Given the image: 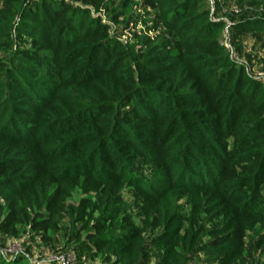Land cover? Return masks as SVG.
Returning a JSON list of instances; mask_svg holds the SVG:
<instances>
[{
    "label": "trees",
    "instance_id": "16d2710c",
    "mask_svg": "<svg viewBox=\"0 0 264 264\" xmlns=\"http://www.w3.org/2000/svg\"><path fill=\"white\" fill-rule=\"evenodd\" d=\"M249 7L229 21L209 0H0V233L49 241L65 215L74 248L109 264L250 255L249 231L264 242V81L224 42L228 22L239 48L264 38ZM143 15L155 34H113Z\"/></svg>",
    "mask_w": 264,
    "mask_h": 264
},
{
    "label": "rangeland",
    "instance_id": "374dc122",
    "mask_svg": "<svg viewBox=\"0 0 264 264\" xmlns=\"http://www.w3.org/2000/svg\"><path fill=\"white\" fill-rule=\"evenodd\" d=\"M210 6L213 11V16L219 17L223 20L231 21L233 16L237 15L239 8L246 4L251 6L256 5L253 13L259 14L264 12V0H209ZM220 8V10H219ZM142 14V9L137 10L134 16ZM103 20L108 17L101 14ZM113 26V25H112ZM118 26V29L113 26L112 32L115 36L123 41L131 40L132 32H137L141 35L144 31L148 30L150 35L157 32L151 22H147L143 17L137 18L134 23V28L131 31L132 24L130 23ZM231 50V55L237 61L245 64L249 70L258 78L264 81V38L258 39L256 37L250 40H244L240 46L226 42ZM124 196L128 203L131 205V212L137 221L140 220V199L130 190H124ZM82 197V193L76 190L69 202L77 204ZM184 202V199L180 201ZM68 219L65 215L60 218V229L49 241H43L37 234L30 232L23 233L18 237L7 236L0 233V253L6 254L10 257V253H15L17 245L11 246L12 242H19L24 250L25 256L28 258L30 264H60L61 260L67 261V264H109L113 261L112 258L102 257L97 253L90 255L84 254L83 251L76 250L74 243L68 233ZM159 229L156 223H153L152 228L148 231L147 237L158 233ZM211 238L205 237L202 243H206ZM245 243L249 248L250 255L243 256L235 264H264V242H261L259 228L255 227L247 233ZM12 249V250H10ZM208 256L202 250H197L190 256L189 264H207ZM143 264H156V256L151 249H148L147 256Z\"/></svg>",
    "mask_w": 264,
    "mask_h": 264
},
{
    "label": "built area",
    "instance_id": "2783aa9c",
    "mask_svg": "<svg viewBox=\"0 0 264 264\" xmlns=\"http://www.w3.org/2000/svg\"><path fill=\"white\" fill-rule=\"evenodd\" d=\"M65 1H67V2H73L74 0H65ZM230 24L231 23L228 22L227 25H226V27H225V33H224L225 34V40H224L225 44H226V42H229V40H230V32H229V26H230ZM15 245H17V249H16L15 253H22V252L24 253V250L21 247V244L19 242H12L10 248L12 246H15ZM10 250H12V249H10ZM60 264H67V261L65 262L64 260H61Z\"/></svg>",
    "mask_w": 264,
    "mask_h": 264
}]
</instances>
